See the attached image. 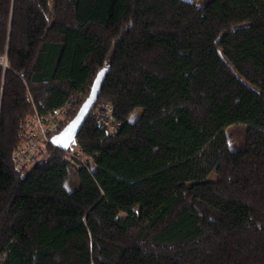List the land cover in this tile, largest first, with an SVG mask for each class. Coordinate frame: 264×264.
<instances>
[{
    "label": "trees",
    "instance_id": "trees-1",
    "mask_svg": "<svg viewBox=\"0 0 264 264\" xmlns=\"http://www.w3.org/2000/svg\"><path fill=\"white\" fill-rule=\"evenodd\" d=\"M179 1L0 0V264H264V0ZM104 69L24 173L28 118Z\"/></svg>",
    "mask_w": 264,
    "mask_h": 264
},
{
    "label": "built area",
    "instance_id": "built-area-1",
    "mask_svg": "<svg viewBox=\"0 0 264 264\" xmlns=\"http://www.w3.org/2000/svg\"><path fill=\"white\" fill-rule=\"evenodd\" d=\"M73 105L72 100H67L46 116L35 115L28 118L24 143L12 157L17 167L26 166L34 157L38 147L49 139L51 140L69 108ZM94 117L97 124L110 134L117 133L122 126V123L114 118L113 107L109 104L99 105L94 112Z\"/></svg>",
    "mask_w": 264,
    "mask_h": 264
},
{
    "label": "water",
    "instance_id": "water-1",
    "mask_svg": "<svg viewBox=\"0 0 264 264\" xmlns=\"http://www.w3.org/2000/svg\"><path fill=\"white\" fill-rule=\"evenodd\" d=\"M108 69H104L95 80L91 92L80 107L77 115L57 134L51 137V143L63 150L76 145V139L91 114L101 93L102 85Z\"/></svg>",
    "mask_w": 264,
    "mask_h": 264
},
{
    "label": "rangeland",
    "instance_id": "rangeland-1",
    "mask_svg": "<svg viewBox=\"0 0 264 264\" xmlns=\"http://www.w3.org/2000/svg\"><path fill=\"white\" fill-rule=\"evenodd\" d=\"M178 4H179V8H181V9H186V8L189 7V6H190V7L192 6L191 4H189V2L187 3L186 1H183V0L179 1ZM2 63H3V62H2ZM227 152H228V149H226V147H223V148L221 149V156H223V155L226 154ZM34 165H35V161L29 162V163L25 166L24 173L30 171V170L33 168ZM219 165H220V164H219ZM219 165H218L217 168H216V169H215V170L209 175L208 180L213 181V180H216V179H217V171H218Z\"/></svg>",
    "mask_w": 264,
    "mask_h": 264
}]
</instances>
